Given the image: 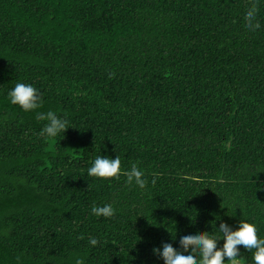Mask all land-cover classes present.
Wrapping results in <instances>:
<instances>
[{"label":"trees","instance_id":"1","mask_svg":"<svg viewBox=\"0 0 264 264\" xmlns=\"http://www.w3.org/2000/svg\"><path fill=\"white\" fill-rule=\"evenodd\" d=\"M249 3L0 0V264H163L154 245L220 220L264 236V2L254 30ZM17 80L37 108L9 102ZM48 109L69 124L53 137ZM97 154L120 156L117 176L87 175ZM105 202L112 216L90 212Z\"/></svg>","mask_w":264,"mask_h":264},{"label":"clouds","instance_id":"2","mask_svg":"<svg viewBox=\"0 0 264 264\" xmlns=\"http://www.w3.org/2000/svg\"><path fill=\"white\" fill-rule=\"evenodd\" d=\"M264 0H251V3L243 11V23L246 28L259 27L257 19L258 3ZM10 103L18 104L24 110L35 109L41 103L39 90L31 83L17 80L6 91ZM38 120L46 121L40 129L44 137H53L69 126L63 116H58L52 109L35 113ZM120 156L95 155L87 167V175L95 177H115L121 171ZM125 183L134 182L143 188L146 181L143 170L133 163L125 170ZM115 209L111 203L96 204L90 207V212L99 217H110ZM217 232L208 230H189L181 232L177 245L173 246L168 241H162L159 247L153 246L151 251L163 264H239L238 245L244 249H250L251 259L248 264H264V236H258L255 223L247 219H239L236 226L220 220L216 226ZM175 238V237H173ZM219 242V243H218ZM98 243L95 236L88 238V244L95 246ZM75 264H82V259L77 256Z\"/></svg>","mask_w":264,"mask_h":264}]
</instances>
